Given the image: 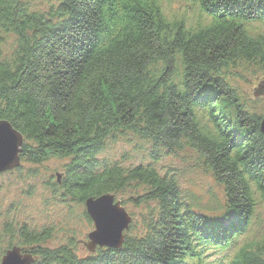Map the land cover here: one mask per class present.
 <instances>
[{"label":"trees","instance_id":"trees-1","mask_svg":"<svg viewBox=\"0 0 264 264\" xmlns=\"http://www.w3.org/2000/svg\"><path fill=\"white\" fill-rule=\"evenodd\" d=\"M48 1L42 10L0 0V120L23 134L21 162L67 160L53 185L64 201L143 189L130 200L152 206L143 232H128L122 248L80 257L73 243L47 246L51 228L19 225L25 211L10 205L0 261L18 239L33 264H208L209 246L231 249L254 196L264 203V113L260 98L245 99L233 83L247 72L264 75V0H186L180 16L173 0ZM132 136L151 145L152 157L194 149L238 222L194 212L202 197L180 187L171 166L161 172L101 157L109 143ZM20 164L8 171L31 176ZM232 264H264V233L243 242Z\"/></svg>","mask_w":264,"mask_h":264},{"label":"rangeland","instance_id":"rangeland-1","mask_svg":"<svg viewBox=\"0 0 264 264\" xmlns=\"http://www.w3.org/2000/svg\"><path fill=\"white\" fill-rule=\"evenodd\" d=\"M51 1L54 2L53 0ZM30 2L35 8H42V10L45 7L48 8L49 5L48 0H30ZM185 4L186 0H173L172 15L180 16V12L183 10L182 6ZM188 18L193 19L194 17L188 15ZM246 76V79L237 78L235 82L233 80V83L240 90L242 97L254 102L256 100L254 95L260 86L259 83L264 81V75L259 72L252 76L251 73L247 72ZM260 89L263 92H257L258 95H256L258 97L261 96L258 99L260 103L255 106L259 110H262L260 112L264 113V108L262 107L264 105V88L262 89L261 87ZM129 138L109 143L106 150L101 154V157L111 161H120L128 167L152 164L158 170H161V172H164L165 168L171 166L176 169L179 186L187 189L190 194H196L202 197L200 202L189 200L192 203H200L201 208L197 210H202L203 215L206 216L209 214L218 215L217 210L221 205H216L215 202L222 200L224 190L221 186H218L221 185L220 183L218 185L216 184L210 174L205 173L203 166L199 170L200 165L197 166L196 164H202V162L194 149L192 150L186 147L175 153L168 154L167 152L162 157L153 154L154 158H161L157 161L153 160L151 154L153 148L151 145L145 143L139 146V140L135 136ZM158 155H160V152ZM66 161L59 157H51L41 163H34L32 161L21 162L25 169H32L31 176H26V171L20 174L16 171H8L7 174H0V231L4 229V224L9 218L8 212L3 208L11 205L16 210L25 211L24 216L19 218V225L22 222L28 223L33 230H41L45 227L51 228L52 236L45 240L47 246L58 248L59 246L73 243L76 253L80 257H87L92 255L89 249H87L86 243L88 242V234L92 231L93 226L91 227L87 219L82 215V211L86 212L84 204L78 205L70 198L64 201L63 197L59 193H54L53 190V185L55 182H58L57 175L63 173V167ZM32 189H34V193L30 197L24 195L32 191ZM132 192L134 194H141L143 189L125 190L120 193H125V195H118L116 199L121 202L122 206L133 217L128 232L131 233L132 230L131 234L135 235L138 232L139 234L143 232V216L149 210L150 206H152V203L144 206L135 205L130 200ZM212 192H215L216 198H212ZM179 200L182 203H186V199L184 198ZM69 207L74 209L72 210ZM254 212L259 218L255 219L254 232L250 234L249 239L260 237L259 232H256L259 229L261 232H264V206L258 207ZM17 241L20 240L18 239ZM17 241L13 243L14 246L17 244ZM7 244L8 242H5V245Z\"/></svg>","mask_w":264,"mask_h":264},{"label":"water","instance_id":"water-1","mask_svg":"<svg viewBox=\"0 0 264 264\" xmlns=\"http://www.w3.org/2000/svg\"><path fill=\"white\" fill-rule=\"evenodd\" d=\"M264 83L259 87L264 88ZM257 92H263L261 89ZM256 92V95H258ZM264 119V118H263ZM261 130L264 132V120ZM24 144L23 134L14 129L9 120H0V174L8 170L17 169L21 166V154ZM58 180L62 175H57ZM86 213L94 223L92 232L88 234L87 248L91 253L100 248H122L125 243V231L128 229L133 218L128 211L116 201L113 194L90 198L84 201ZM1 264H33L35 257L31 252L22 251L15 245L1 257Z\"/></svg>","mask_w":264,"mask_h":264}]
</instances>
